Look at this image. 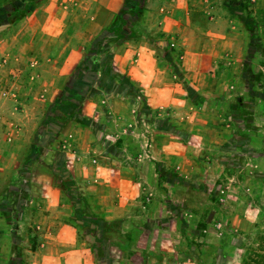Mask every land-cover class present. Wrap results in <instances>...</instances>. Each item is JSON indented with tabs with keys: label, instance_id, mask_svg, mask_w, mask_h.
Returning a JSON list of instances; mask_svg holds the SVG:
<instances>
[{
	"label": "crops",
	"instance_id": "obj_1",
	"mask_svg": "<svg viewBox=\"0 0 264 264\" xmlns=\"http://www.w3.org/2000/svg\"><path fill=\"white\" fill-rule=\"evenodd\" d=\"M35 2L1 1L0 7L5 9L6 17L15 11L25 14L26 8L27 14L17 20L0 22V56L10 58L11 67L19 69L24 63L35 67L39 89L43 85L49 90L48 100L38 99L42 108L66 79L72 84L69 71L73 64L85 58L94 41L100 40L106 43L109 54L111 67L106 73L109 80H101L97 88L92 86V91L99 93L110 87L127 89L142 94L146 103L166 114L181 116L188 112L189 120L184 122L181 118L179 121L173 116L179 124L173 127L176 131L173 133L158 132L147 122L151 129H141L137 138L134 134H123L129 125L123 122L124 116L129 114L128 107H132L123 97H111L105 103L85 98L81 107L87 119L92 116L91 122L96 120L95 123L102 127L98 120L104 111L111 109L118 118L116 129L122 127L123 130L118 145L110 141L106 148H96L100 155L96 164L91 159L76 162L80 166L75 172L82 175L79 183L74 178L75 173L66 170L67 186L63 183L62 187L55 177V163H63L64 157L71 158L73 154L65 152L62 156L50 149L43 154L36 150L29 155L51 161L52 167L40 164L35 158L21 167L19 159L25 158L22 148L30 136L29 130L21 126L37 125L39 108L32 105L33 101L28 103L24 88H21L19 100L6 96L0 101V110L6 107L11 113L0 119V181L12 173L17 181L0 197L3 201L0 264H126V261L117 262L113 258L122 253L127 264H133L134 260L140 264L172 262L167 255L175 256L177 249V242L171 243L167 237L172 219L167 213L155 211L167 204L147 196L149 190L161 189L151 180V173L155 166L161 168L165 164L148 160L151 164L148 162L144 168L136 165V158L145 145L144 150L149 151L150 147L151 156L163 163L169 156L187 157L190 151L191 155H199V146L195 150L190 145L206 141L199 125L208 122L207 102L222 93L225 84L237 87L236 81L244 73L242 63L264 71V0H130V5L141 4L144 8L140 19L127 20L126 29L134 36L124 38L108 28L129 3L127 0ZM230 59L238 62L227 67L226 60ZM22 71L24 73L25 69ZM95 72L97 78L102 74L100 69ZM104 83L106 88H102ZM198 95L206 98L205 108L195 103ZM134 118L137 119V115ZM170 122L174 125L172 120ZM186 125L188 133L180 129ZM75 130L82 142L88 146L93 144L94 137L88 127L80 125ZM218 136L216 133V138ZM140 142L145 145L139 146ZM64 164L67 166L65 160ZM70 188L77 193L73 197L68 192ZM81 199L86 200L91 216L78 214L100 224L96 236H99L102 250L97 257L77 221L69 218L73 213L72 200L80 206ZM138 207L150 211L143 213ZM141 220L148 224L143 226L139 223ZM106 224H113L116 229H107ZM177 234H180L178 229ZM117 236H128L130 240L124 243Z\"/></svg>",
	"mask_w": 264,
	"mask_h": 264
},
{
	"label": "rangeland",
	"instance_id": "obj_2",
	"mask_svg": "<svg viewBox=\"0 0 264 264\" xmlns=\"http://www.w3.org/2000/svg\"><path fill=\"white\" fill-rule=\"evenodd\" d=\"M28 1L30 4L36 3L33 0ZM29 10L31 9L29 8ZM4 11L5 9L0 7V22L10 19V17H6L7 14ZM19 17H23V14ZM86 52H88L86 57L73 64L69 71V74L72 75L70 78L72 84L66 79L62 88L43 108L38 99L48 100L49 90L43 85L39 89L38 78L33 69L35 67L30 63H24V66L19 69L11 67L10 58L4 55L0 56V101H3L6 96L19 100L21 88H24L28 103L33 101L32 105L39 108L36 115L39 117V125L21 126L29 130L30 136L22 148L25 158L19 159L20 165L24 167L35 158L40 164L51 168L49 163L51 161L29 155L36 150L38 153L43 151V154L48 149L56 150L62 156H65V152L73 154L71 158L64 157L63 163L56 164L54 162L57 167L55 177L59 186H62L63 183L67 186L66 180L68 179L65 180L66 175L64 176L66 170L75 173L74 178L79 183V178L82 175L79 173L77 175L75 172L80 166L76 162H81V160L85 162L87 159H91V162L96 164L97 157L100 159L96 148L104 149L110 144V141L118 145L117 140L123 130L122 127L119 130L116 129V124L119 122L111 109L104 111L106 113L103 112L100 116L102 122L99 119L98 124L102 123V127L95 123L96 120L91 122L92 116L87 119L88 116L82 113L83 100L91 99L105 103L111 97H123L124 101L132 106L127 109L130 115L125 114L126 116H124L126 119L123 122L125 124L127 122L129 125L126 126L128 129L123 134H134L137 138L141 129L147 131L151 129L147 122L152 124L158 132L173 133L176 132L173 127L177 128L179 125L176 124L175 118L179 121L183 118L184 122L189 120L188 112L181 116L169 115V112L166 114L163 112L164 110L153 108L149 103H146L142 94L133 93L127 89L121 91L110 87L109 90L105 91L104 89L99 93L92 91V86L97 88L101 80L103 82L109 80L106 73H109L111 64L108 61L109 54L106 50V43H102L100 40L94 41L92 47ZM226 62L228 67L236 65L238 60L230 59ZM242 66H244V73L240 74L239 80L236 81L237 87L225 84L224 91L207 102L208 108H205L207 100L204 95L195 97V103L205 108L209 117L206 119L209 129H206V125H199L200 132L205 135L206 141L202 144L190 145L195 150L199 146V155H191L190 151L187 157L169 156L163 163L160 159L151 156L153 153L149 146V151L144 150L145 143H139V146L145 145V147H142L143 150L137 156L136 165L146 168L148 160H154L159 165L165 164L164 167H166V170L164 167H161L163 169L161 170L155 166L154 173H151V180L154 183L157 182V186H161V189L149 190L147 196H153L165 202L166 206H161L159 210L155 211L159 214L167 213L168 218L172 219L171 227L167 228V237L171 243L177 242V249L175 252L173 251L175 256L167 254L169 261H172L167 264H241L246 250L245 246L250 238L254 237L258 231H264V71L243 63ZM22 69H25L24 73ZM99 69L102 74L97 78L95 70ZM87 85L88 87H86ZM102 88H106L105 83ZM88 92H90L89 95ZM10 113L11 110L6 107L1 109L0 119L10 116ZM189 113L191 114V112ZM161 114L163 116H160ZM109 115L112 116L109 117ZM133 115H137V119ZM66 122L71 123L73 128ZM80 125L90 129L94 137L91 146L82 142L79 133L75 132V128ZM37 126L39 127L37 128ZM105 129L107 131L103 134ZM180 129L187 133L190 132L187 125ZM216 133L219 135L217 138ZM94 134L97 136L99 134L100 137L98 138ZM86 153L88 154L86 155ZM124 159L131 160L128 157H124ZM64 160L67 166H65ZM131 163L133 162L131 161ZM151 169L154 170L153 166ZM15 177L16 175L12 173L7 179L0 181V197L9 190L11 183L17 181ZM68 192L71 197L77 194L71 188ZM2 202L0 199V208L3 206ZM72 204L74 205L73 213L69 218L77 221L82 234L91 236L88 237V240L92 244V249L95 255H100L102 249L99 244L101 241L98 240L99 236L98 238L96 236L99 222L80 216V214L91 216L86 200L81 199L80 206L75 204L74 200H72ZM138 208L143 213L150 211L148 208ZM150 208L153 210L151 206ZM139 223L143 226L148 224L143 220ZM109 225L106 224L107 229H116L113 224ZM21 228L18 227V229ZM177 229L181 235L177 234ZM104 235L107 236L106 232ZM104 235L103 237L107 239ZM117 237L124 243L130 240L128 236ZM124 257V253L120 256H113L115 261H126L127 264L128 261ZM133 264H140V262L134 260ZM147 264H158V262L150 261Z\"/></svg>",
	"mask_w": 264,
	"mask_h": 264
},
{
	"label": "trees",
	"instance_id": "obj_3",
	"mask_svg": "<svg viewBox=\"0 0 264 264\" xmlns=\"http://www.w3.org/2000/svg\"><path fill=\"white\" fill-rule=\"evenodd\" d=\"M36 1V0H33ZM130 0H127L129 2ZM144 6L142 7L141 4H136L134 6L130 5V2L124 5L123 10L116 16L115 20L111 23L108 30L113 31L116 34H122L123 38L129 36H134V34L129 33V29L127 30V20L136 17L140 19L142 17V11ZM27 8L24 11L27 14ZM21 12H12L10 14V19L8 20H17L21 15ZM23 14V16L25 15ZM121 28V30H120ZM123 28V29H122ZM64 187V184L63 186ZM87 237H91L87 235ZM89 246L92 249V244L89 242ZM246 250L244 253V257L242 258L241 264H264V231H258L256 235L250 238V241L245 246ZM93 253L95 254L94 250L92 249ZM98 255H96L97 257Z\"/></svg>",
	"mask_w": 264,
	"mask_h": 264
}]
</instances>
